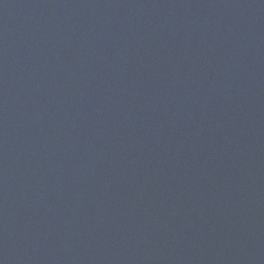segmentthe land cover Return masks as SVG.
Here are the masks:
<instances>
[{"label": "water", "instance_id": "obj_1", "mask_svg": "<svg viewBox=\"0 0 264 264\" xmlns=\"http://www.w3.org/2000/svg\"><path fill=\"white\" fill-rule=\"evenodd\" d=\"M0 264H264V0H0Z\"/></svg>", "mask_w": 264, "mask_h": 264}]
</instances>
